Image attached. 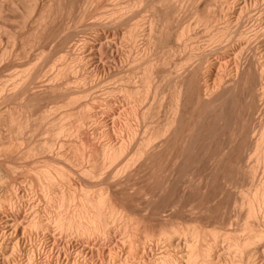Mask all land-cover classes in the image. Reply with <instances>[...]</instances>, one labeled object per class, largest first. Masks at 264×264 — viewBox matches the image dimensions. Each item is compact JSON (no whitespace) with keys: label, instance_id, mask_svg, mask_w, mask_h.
<instances>
[{"label":"rangeland","instance_id":"374dc122","mask_svg":"<svg viewBox=\"0 0 264 264\" xmlns=\"http://www.w3.org/2000/svg\"><path fill=\"white\" fill-rule=\"evenodd\" d=\"M203 1L197 4L198 7L203 6ZM242 1L239 0L240 3ZM115 3V0H91L88 3L87 0H0V86L9 85L12 80L21 85L14 95L8 94L11 96L7 100L0 99V115H7L15 121V124L7 127L0 125V194L4 192L7 184H11L14 187L12 196L16 201V209H20L18 212L0 211V264H113L115 262L118 264L122 254L125 255L128 251L127 246L122 245L125 239L123 229L112 228L106 239L91 240L84 236L78 238L76 235H64L55 229L48 222L49 219H46L49 218L48 211L51 208L47 206H50V203L43 196L36 177V173L41 170L63 167L70 176L67 182L60 183L61 187L64 191L71 189L72 192L69 191L75 197L77 195L80 198L84 190L95 192L101 188L105 189L107 186L102 184V179L98 177L90 179L79 174L77 167L79 155L88 157L82 162L85 167L87 161L99 164L102 158L100 149L107 143L118 144L120 137L127 139L128 127L136 134L130 149L127 150L131 152L146 136L147 130L155 123L159 127L164 123L169 101L166 82L169 79V71L171 73L174 71L170 66L162 67L163 73L157 78L159 97L163 99L158 117H152L148 108L153 101L151 93L147 95L145 105L133 95L132 104H126L122 92L107 93L108 90H116V87L126 79L136 82L137 85L141 81L139 63L132 62L129 57L130 48L125 42L128 27L124 28L122 24L120 26L117 18L107 16ZM173 3V7L177 5ZM189 6L187 12L185 11L186 15L179 14L175 18L183 17L181 21L194 23L195 15L191 8L194 5ZM137 10L134 12L136 15L133 14L134 21H132L141 20L142 17L141 21L145 23L148 11L143 7ZM260 13L264 27V0L259 1L256 7H250L248 15L243 14V18L238 19V21L241 19L240 26L253 28V22ZM235 15L232 14L234 16L232 19H235ZM176 19L173 20L175 23L170 20L172 23L169 22V27L171 24V28L177 24ZM219 24L223 25L222 22ZM142 26L137 29L139 34L146 31L144 29L146 26ZM203 29L202 25L196 28L198 37L203 38L202 42L207 39V33ZM248 44L252 47L253 42ZM219 55L220 57L213 56L212 62L224 67L227 55L223 53ZM175 59L179 57L176 56ZM70 63L74 64L71 70L55 76L62 66ZM229 66L232 76L235 74L232 61ZM217 71L223 78L229 79V70L217 68ZM34 74L37 77L32 79ZM251 79L250 76L247 88L245 87L248 92L244 90L242 94L237 91L232 96L234 105L236 104L231 106L233 104L231 101L229 108L228 126L232 129L225 128L227 130L225 131L217 127L219 130L214 128L210 130L211 133L208 131L197 135L194 139L191 159L185 166L178 163L169 171L171 162L165 161L167 154L174 157L181 149L177 139L159 148L157 152L159 154L140 169L137 176L131 180V186L110 187L111 202L122 211L125 218L129 217L128 233L135 231L134 240L140 247H144L143 235H147L150 239L142 253L143 264H151L154 256L159 255L163 250L161 245L155 244V239L164 224L184 228L194 226L203 231L207 237L211 231L223 233L231 230L239 233L246 216L244 210L238 208L234 202L239 199L240 190L250 189L253 181L264 176V165L256 164V174L241 179L235 177L237 176L235 169L228 168L226 173L230 176L227 175V179L231 178L229 180L231 182H227L220 172L212 170V163L226 150L233 129L240 131L242 128L240 132L243 135L247 132L246 129L251 130L248 140L254 141L258 136L257 127L264 120V87L258 97L254 96L252 88L254 82ZM249 87L252 88L251 91ZM9 89L10 87L7 91ZM190 90H192L190 95L193 93V98L190 96L192 102H195L197 93L204 94L201 73H198L197 81L192 82ZM249 92L250 95L253 92L252 101ZM245 102L250 104L245 107ZM49 110V117L45 120L44 113ZM131 112H134L136 118L129 116ZM143 112L144 118L141 117ZM190 113L189 109L184 113L182 131L189 127V117L195 118L197 115ZM65 115L69 117L68 120ZM242 117L247 118L248 121L246 122ZM62 118H66L67 123H75L77 118L82 121L78 135L81 141L78 138L66 140L63 136L60 138L44 131V128L49 127L50 120L53 121V126L50 127L56 128ZM243 120L245 123H242ZM17 123L24 126L21 135L15 132ZM33 124L36 131L30 132ZM221 129L224 133L220 132ZM243 135L239 140L234 141L238 146L233 144L234 151L229 153L232 160L242 152L246 155L251 154ZM70 141L73 144L69 143ZM60 142L68 144L64 147L68 156L70 155V161L55 157L54 154L58 150L65 153L64 149L59 148ZM30 143L38 147L52 143L54 147L51 152L40 153L38 157L33 158L27 151ZM72 158H75L77 163ZM246 160L244 165L255 163V158ZM165 171L172 174L171 183L168 190L160 192V183ZM188 180L192 183L189 184ZM35 217L45 223L43 226L47 227L46 231L37 233L31 228L32 220H38ZM14 223L15 225L11 227ZM48 225L52 228L50 229ZM15 228L18 230H14ZM11 239L12 241L15 239L16 245Z\"/></svg>","mask_w":264,"mask_h":264},{"label":"bare ground","instance_id":"6f19581e","mask_svg":"<svg viewBox=\"0 0 264 264\" xmlns=\"http://www.w3.org/2000/svg\"><path fill=\"white\" fill-rule=\"evenodd\" d=\"M88 1L91 2V0H87V3ZM115 1V6L113 5L114 7L111 10L107 9L109 10L107 16L117 18L119 25H124L122 26L124 28L125 26L128 27V34L125 42L130 48L129 57H131L132 62L135 64L139 63L138 69L141 81L140 84L137 85L136 82H131L126 79L120 83L119 87H116V90L111 89L108 90L107 93L122 92L126 104H132L133 95L134 97H138L137 100L144 105L147 103V95L151 93L153 101L148 108H150L152 117H158L163 106V99L159 97V84L157 78L159 74L163 73L161 71L162 67L170 66L174 70V74L169 71V79L166 82L169 92V101L166 107L167 114L164 117V123L159 127L158 124L154 122V126L146 131V136L131 152H127V150L130 149L131 142L134 140L136 134L134 130L128 127L127 139L120 137L118 140L119 143L116 144L117 146L109 143L103 144L104 146L102 145L103 147L100 149L102 158L99 164L87 161V166L85 167L82 162L88 157L82 154L79 155L80 160H76L78 163L75 162V158H72L73 161L77 163L80 175L89 177L90 179H94L95 177L102 179V184L107 186L105 189L101 188L95 192L88 190L85 192L86 190H84L83 193L81 192L83 195H80V198L76 195V197L79 198L77 200L71 193V189L67 188V190L69 189L71 192L69 190L64 191L61 187L60 183L67 182L70 176V173L63 167L62 169L41 170L39 173H36V177L39 180L43 196L50 203V206H47L51 208L48 211L49 218H45L50 220H48V222H50L55 229L62 234L64 233V235H76L78 238L84 236V238H89V240L93 238L106 239L112 228L123 229L125 239L122 245L125 247L127 246L128 251L125 255L122 254V259L118 261V264H143L142 253L144 252L145 245L150 239L147 235H143L144 240L142 241V245H144V247H140L134 240V238H136L135 231H133V233H128L129 217L125 218L122 211L118 210L114 203L111 202L110 187L121 188L123 186L127 187L130 183L132 184L131 180L137 176L140 169L151 159H155L154 157L159 154L157 153L159 148L177 139H179L181 149L174 157L167 154L165 161L168 163L171 162L169 171L175 168L178 163L185 166L191 159L195 143L194 139L197 135H200L202 132H210V130L217 127L223 128L225 131L231 127L228 126L230 124H228V118L231 101L233 103L231 106H233L235 102L232 96H234L237 91L242 94H244L243 92L245 91L248 92V89H245L247 88L246 86L250 80V76L252 77L251 81L253 80L254 82L252 86L255 93L254 96L256 95L258 97L260 91L264 87V67H262L264 65V27L261 13L255 18L252 25L253 28L250 26L241 27V23L239 22L241 19L238 21L239 18H243V14L245 15L248 13L250 7L253 8L259 5V1L261 0H243L241 3L239 0ZM201 1L204 2L203 6L201 5L202 7H198L197 4ZM172 3H176L177 5L173 7ZM185 4L186 6H184ZM189 5L195 6L191 7L194 11L190 10L193 11L192 13L195 15V22L189 23L181 21L183 17L181 19H176L175 16H179V14L181 15L184 13V15H186L185 11L187 12ZM141 7L148 11V13H146L145 23L141 21L142 17L141 20L137 19V21L135 20V22H133L134 12ZM169 13H171V16ZM232 14H236L235 19H232V17H234ZM174 18L177 24H173L175 26L171 28L172 24L169 27V22H171L170 20L172 19V22L175 23L173 21L175 20ZM178 20L180 22H178ZM219 22H222L223 25L220 26ZM142 23L145 24L144 26H146V28L144 29L146 31L143 34H139L137 29L143 25ZM201 25L204 27L203 30H205V33H207V37L205 36L207 39L204 40V42L201 41L203 38L200 39V36L198 37L196 33V28ZM141 29L143 30V28ZM251 41L253 45L249 47L248 43ZM221 53L225 56L227 55V60L223 64L224 67H222L221 64L212 62L213 60L211 59L213 56L220 57L219 54ZM176 56L179 57V59L176 60ZM231 61L235 66V74L232 76L229 66ZM73 66L74 64L72 63L62 66L55 76H59L64 71L71 70ZM217 68L229 70V79H225L221 74H218ZM198 73L203 75L204 94L197 93L195 102H192L190 96L192 97L193 93L190 95L192 91L190 87L192 82L195 80L197 81ZM36 77L37 75L34 74L32 79ZM20 86V83L15 80H12L9 85H1L0 99L7 100L9 96L14 95V93L20 89ZM8 87H10V89L7 91ZM9 93L12 94L8 95ZM248 95H250V92ZM252 100L251 96V101ZM249 104L245 102L244 106L247 107ZM187 108L191 110V113L197 115H195V118L189 117V127L185 131H182L181 124L185 115L184 113L188 111ZM49 114L50 110L44 113L45 120L48 119ZM193 114L192 116L194 117ZM246 115L249 117L248 114H245V116ZM129 116H131V118H136L134 112H131ZM144 116L143 112L141 117L144 118ZM66 118H62L63 120L59 122L57 121L56 128L50 127L53 126V121L50 120L48 122L49 127L44 128V131L53 136H63L66 140L69 138L79 139L80 137L78 135L79 129L82 127V121L77 118L78 120L76 119L75 123H67L65 121ZM68 119L69 117L67 120ZM244 120L246 122L248 121L247 118ZM244 120L242 123H245ZM13 124H15L13 118L7 115H0V125L7 127ZM259 124V127H257L259 128L258 136L254 141L251 139V141L248 140L251 131L249 129H246L247 132H243L244 135L240 132L242 129L241 127L240 131L239 129L235 131L236 128L233 129L232 134L229 132L230 130L228 131V133L231 134V139H229L231 141L227 139L229 143L228 145L226 144V150L212 163V170L214 172H220L222 178L227 182H231L229 181L231 178L229 180L227 179L228 173H226V169L228 168L232 170L235 169L236 174H234L237 176H232L236 178L240 177L241 179V177L254 176L256 174V164L264 165V120ZM48 125L46 124V126ZM249 126L250 125H248V127ZM234 127L237 126L234 125ZM244 128H247V126ZM251 128L253 131V127ZM14 129L17 134L21 135L23 134L22 131L24 126L17 123ZM217 129L216 131L218 132L219 129ZM32 131H36L34 124L30 127V132ZM221 131L222 129L220 132ZM242 135L246 145L250 148L251 154L246 155L245 152H242L232 160L229 153L233 150V144H237H235L234 141L239 140ZM79 140L81 141V139ZM69 143H72V141ZM58 145L59 148L64 149L66 153L67 149L65 150L64 146H68V144L66 142H60ZM53 147L54 144L52 143H46L43 147H38L36 144L30 143L27 151L28 154L34 158L40 153L45 154L46 152H51ZM65 153L58 150L54 155L55 157L70 161V155L68 156V152ZM248 158H255V163H252L253 165H244V163H246L245 160ZM247 164H249V161ZM169 171H165V173H163L164 176L162 175L163 179L160 183V192H164L169 188L171 183L170 177L172 175ZM188 183H192L191 180H188ZM137 188L138 187H136V189ZM13 190L14 187L11 184H7L4 192L0 194L1 212L20 211V209H16V201L12 196ZM49 203L47 205H49ZM234 204L241 210H244L246 216V220L240 226L239 233L231 230L223 233L211 231L209 237H207L203 231L194 226L184 228L178 225L164 224L160 227L158 236L155 239V244L161 245L163 250L160 249L161 253L157 256L155 255L156 257L154 256V258L152 257V263L264 264V176L253 181L250 189L240 190V197L238 200H235ZM45 213L47 214V212ZM35 218L38 220L33 219L31 222V228H33L35 232H43L47 229L46 226H43L45 223L40 222L38 217ZM12 225L14 226L15 223L11 224V227ZM17 228L14 230H18ZM14 240L12 241L11 239L12 242H14ZM14 243L12 245H14ZM9 245L8 243V246ZM12 245L11 248L13 247ZM156 254H158V252ZM110 259L112 260V258ZM113 264H116V262Z\"/></svg>","mask_w":264,"mask_h":264}]
</instances>
